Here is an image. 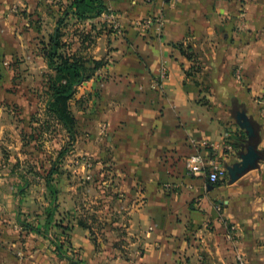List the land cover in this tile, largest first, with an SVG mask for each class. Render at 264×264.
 Wrapping results in <instances>:
<instances>
[{"label": "crops", "instance_id": "obj_1", "mask_svg": "<svg viewBox=\"0 0 264 264\" xmlns=\"http://www.w3.org/2000/svg\"><path fill=\"white\" fill-rule=\"evenodd\" d=\"M73 1L0 0V60L7 63L0 68V149L17 150L8 167H21H0V187L6 184L2 190L8 197L0 207L14 217L22 208L17 196L32 194L36 187L50 193V170L35 167L38 162L30 161L29 151L37 141L24 139L29 130L37 133L45 103L34 112L27 105L30 91L18 94L10 88L18 72L22 83L34 77L26 69L48 72L50 39ZM105 3L108 11L101 17L81 21L70 16L63 41L74 50L72 43L80 39L87 49L89 24L115 20L119 26L109 35L100 27L98 33L93 30L100 52L95 58L106 56L107 63L79 87L73 103L85 105L86 120H94L97 146L111 148L112 159L103 163L112 169V191L120 197L115 209L123 219L119 226L128 238L134 236L129 250H115L108 263L237 264L244 256L250 264H264V159L235 180L228 171L217 186L185 166L186 158L198 152L212 153L227 170L240 163L247 152L242 140L248 141L242 113L260 126L257 149L264 151V0ZM144 18L155 23L142 28L138 21ZM12 103L20 109H11ZM9 128L16 132V144L3 140ZM204 141L215 145L214 151L203 147ZM68 178L71 182L74 176ZM20 179L27 183L23 192L9 184ZM26 222L39 228L44 224ZM54 224L43 235L14 218L0 221V264H74L69 257L103 264L108 259L110 253L96 248L87 227L66 222L63 226L71 230L65 235ZM54 241L65 242L67 256H58Z\"/></svg>", "mask_w": 264, "mask_h": 264}, {"label": "rangeland", "instance_id": "obj_2", "mask_svg": "<svg viewBox=\"0 0 264 264\" xmlns=\"http://www.w3.org/2000/svg\"><path fill=\"white\" fill-rule=\"evenodd\" d=\"M145 19L146 18L141 19L138 22L141 23ZM154 23L153 19V24ZM98 27L101 28L99 30L100 33L108 32L107 35H109L119 26L115 23V20L110 21V23L105 22L102 25L96 23L89 24L87 26L89 34L85 38V43H88L87 49L81 47L79 39L78 42L72 43L74 44V51H77L78 54L81 52L82 55L97 60L95 57L98 56L97 54H100V52H96L98 44ZM93 30L97 33L92 34ZM103 42L107 43L108 39L106 38ZM98 61H103L106 65V56L100 60L98 59ZM29 71L34 73L33 79L27 80V84L22 83V81H20L22 75L19 77V72L16 73V78H14L16 83L13 81L10 91H15V93L20 94L23 93V91L29 90L31 97L27 100V105L33 108L35 112L43 106L42 103H45L43 97H45L44 87L46 77H44V75L49 73V70L43 73V70L36 67L35 69H26L25 73ZM3 89L2 93H4L6 88L3 87ZM84 106L85 105H73L72 108L77 118L74 141H71L69 135L61 125L53 124L52 122H50L49 126L46 125L45 129L40 125V127L37 128L35 136H32L29 130L24 134V139L25 141H37L38 145L33 149V152L29 151L31 148H27L30 155L29 158L31 159L30 161L35 160V162H38L36 165L33 164L36 168L46 173V171L48 172L51 170L53 166L55 167L54 173L56 176L55 179L52 180V183L53 187L56 189L57 197L55 205L57 208L56 211L54 210L53 221L60 224L66 222H69V224L73 222L78 224V222L81 221L87 225L86 227L93 237L96 248L102 249L105 253H110L108 259L103 260V264H109L108 262H111L110 260L116 255V252L114 253L115 250H122L123 252L129 250L130 241L134 240V236L128 238L126 228H120L119 226L120 220L123 221V219L119 218L120 214L115 209L120 197L119 195L115 196V192L112 191L115 186V182L109 179V177H111L109 173H111L112 169L107 168L105 163H103L105 160L109 159L111 148L106 147V149H103L97 146L96 141L100 134H97L95 131L96 124H94V120H90L91 122L86 120L82 112ZM9 107L15 111L20 109V105L17 103H12ZM16 139V132L10 128L3 134V140L8 144H16ZM27 149L25 150L27 151ZM17 153L18 151L14 148H6V150L4 148L0 149V159L2 162L0 167L2 170L6 168L10 170L14 168V171L21 169L19 164L13 163L8 167V160H10V158L12 159ZM50 159L51 164H48L47 162L50 161ZM29 165L26 167V171L30 170L32 167L31 164ZM83 173L85 177H87L86 179L82 178L81 174ZM69 175L74 176L71 182L70 178H68ZM9 184L10 186H18V191L22 187H24L25 190L27 186L26 180L22 179H20V181L11 180ZM4 187H0V205L8 198L3 196L4 190L2 189H6V184H4ZM16 199H18V204L22 206V208H20L21 212L18 213V215L16 213L17 216L14 217L12 213L0 207L1 222L11 221L12 218L21 222L44 221L47 218L48 213L45 212L46 210L44 211V209L50 205L49 201L52 200L51 193L46 195L42 194L40 187H36L34 193L29 195L25 193L22 196H17ZM24 208L26 209L25 211ZM122 229L125 230L121 236L125 239L117 236ZM72 255L75 256V254ZM241 257H243L247 264H250L244 256ZM75 261H78L79 264L84 263L80 258L75 259Z\"/></svg>", "mask_w": 264, "mask_h": 264}, {"label": "trees", "instance_id": "obj_3", "mask_svg": "<svg viewBox=\"0 0 264 264\" xmlns=\"http://www.w3.org/2000/svg\"><path fill=\"white\" fill-rule=\"evenodd\" d=\"M107 11L108 8L105 0H74L66 14L62 15L58 23V29L49 42V48L46 56L49 73L44 75V77H46V83L44 87V94L46 98L44 105L45 116L44 121L42 120L41 127L45 129V126H49L50 122L61 125L69 135L71 141L75 140L76 135L77 118L72 108L73 103L76 100L78 89L82 84L93 79L98 71L103 66H105V63L103 61H98L93 58H89L88 56H84L81 54V52L78 54L77 51H74L72 47L63 41V37L65 36L63 30L68 27V20L70 16L81 21H86L101 17ZM32 119L41 122V118L38 119L37 116H34ZM242 142L246 143L247 155L250 153V148H252L253 145H251L249 141H246V139H243ZM233 146L235 149H237V147L240 145L234 144ZM255 153H258V161L260 159H264V151H259L256 149ZM54 170L55 167L53 166L46 177V187L52 194V200H50V205H48L49 207L44 209V211L46 210L45 212L48 213V216L44 220L43 226L40 228L34 227L28 222H23L24 227H26L28 231L33 230L38 234L46 235L49 230V225L53 223H55L57 227L61 228L62 234L67 235V233L71 230L70 225L64 227V223L60 224L56 221H53L54 210L56 211L57 208L55 205L57 194L52 183ZM220 182L221 181L211 184L213 186H217L220 184ZM20 191L23 192L24 190L21 189ZM77 225L84 228L86 227V225L81 221H79ZM65 242L70 247L69 240H66ZM65 242L61 243L54 241L51 243L55 252L61 258L67 256ZM68 260L72 263L74 262V264H79L78 261H75V259L70 257Z\"/></svg>", "mask_w": 264, "mask_h": 264}, {"label": "built area", "instance_id": "obj_4", "mask_svg": "<svg viewBox=\"0 0 264 264\" xmlns=\"http://www.w3.org/2000/svg\"><path fill=\"white\" fill-rule=\"evenodd\" d=\"M141 25V26H140ZM153 25V19L146 18L143 22L139 23V26L142 28H148ZM7 66V63H3L0 60V68L1 66ZM203 147L215 149V145L210 144L208 141H204L201 143ZM231 150V147H227V149ZM214 151V150H213ZM185 166L187 171L192 175H200L204 174L207 176L210 183L214 184L227 176V168L218 160L213 158V154L210 155L203 154L201 152L195 153L185 160ZM237 264H247V262L243 259V257H238Z\"/></svg>", "mask_w": 264, "mask_h": 264}, {"label": "water", "instance_id": "obj_5", "mask_svg": "<svg viewBox=\"0 0 264 264\" xmlns=\"http://www.w3.org/2000/svg\"><path fill=\"white\" fill-rule=\"evenodd\" d=\"M240 121V125L246 131L248 141L251 145H253V149L250 148V153L242 156V161L240 163H237L228 168L229 174L234 180L242 174H245L254 169L258 163V153H255V151L259 144L260 126L250 118H248L245 113L241 114Z\"/></svg>", "mask_w": 264, "mask_h": 264}]
</instances>
